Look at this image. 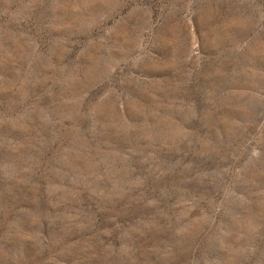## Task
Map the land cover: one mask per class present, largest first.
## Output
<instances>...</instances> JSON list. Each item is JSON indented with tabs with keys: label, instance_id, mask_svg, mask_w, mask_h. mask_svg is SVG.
<instances>
[{
	"label": "rangeland",
	"instance_id": "374dc122",
	"mask_svg": "<svg viewBox=\"0 0 264 264\" xmlns=\"http://www.w3.org/2000/svg\"><path fill=\"white\" fill-rule=\"evenodd\" d=\"M0 264H264V0H0Z\"/></svg>",
	"mask_w": 264,
	"mask_h": 264
}]
</instances>
